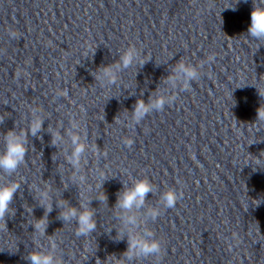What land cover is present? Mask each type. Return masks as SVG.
Wrapping results in <instances>:
<instances>
[{
	"label": "water",
	"instance_id": "1",
	"mask_svg": "<svg viewBox=\"0 0 264 264\" xmlns=\"http://www.w3.org/2000/svg\"><path fill=\"white\" fill-rule=\"evenodd\" d=\"M252 7V0H0V152L3 134L26 130L33 109L45 119L42 139L29 135L25 163L11 177L0 173V184L21 183L7 228L0 221V264H30L28 254L50 239L60 264H128L117 260L127 238L115 240L123 228L112 207L122 181L137 178L158 189L148 206L168 188L180 199L148 222L161 256L132 264H264V125H251L264 104L257 90L264 91V44L246 38ZM129 46L139 63L151 60L101 87L91 73ZM180 59L204 61L201 78L172 92L177 100L163 112L127 126L137 99L164 89L161 78ZM72 120L90 146L78 174L65 159L68 137L54 147L49 132L64 135ZM37 188H50L53 201L44 236L31 225L44 215ZM103 194L107 203L96 200ZM79 200H92L96 213L88 238L57 219L56 201Z\"/></svg>",
	"mask_w": 264,
	"mask_h": 264
},
{
	"label": "clouds",
	"instance_id": "2",
	"mask_svg": "<svg viewBox=\"0 0 264 264\" xmlns=\"http://www.w3.org/2000/svg\"><path fill=\"white\" fill-rule=\"evenodd\" d=\"M244 2L247 3L248 0H244ZM252 5L251 23L247 29L246 38L256 41L259 47L261 44H264L261 43L264 42V0H252ZM231 8L233 11L236 10L235 7ZM140 55L135 46H129L119 54V58L113 63L100 66L91 75L101 87L115 85L120 73L139 63ZM214 60L215 57L213 55H209L207 58V62L209 63ZM148 61L139 63V67H143ZM204 63L202 61L199 66H196L180 59L172 65L169 69V75L161 78L166 87L159 89L157 86L156 90L151 92L147 102L144 99H137L133 105V110L129 111L131 116L126 118L130 120L127 126L139 125L153 112H163L166 105H173L177 100V96L173 95L172 92L177 89L179 91L189 90L192 87V83L201 78V69L204 67ZM257 90L259 95L264 98V91H261L259 88ZM63 95H67V92L65 91ZM3 121L4 117H0V123H3ZM44 121L45 119L39 114L38 110L33 109L32 119L26 130L17 131L15 126L12 130L3 134L5 147L0 152V173L11 177L25 163V157L29 150V135L42 139L38 134L44 130ZM251 125H255L257 129L261 125H264V104H261L257 109L256 121ZM79 130L80 124L75 120L70 121V127L64 131V135L60 131L52 132L48 130L52 137L51 145L54 147L64 143L65 135L70 140L71 151L65 152V159L77 174L81 169L82 159L85 157L86 152L90 150V146L86 142V136L82 137L79 134ZM124 143L127 147L131 148L134 141L127 139ZM92 150L95 151L97 157L101 155L98 147ZM84 179L83 176L79 175L73 177L75 183H83ZM107 179L105 177L102 184ZM122 184L123 187L116 193V202L112 208L116 210V218L123 228V231L116 229L117 235L115 240L122 241L126 237L127 249L117 260H123L128 262V264H132L133 261L141 258L160 257L163 250L162 243L147 225L149 221H155L160 216L161 207L163 209L175 208L180 199V194L176 189L168 188L159 193L157 206H148L149 194L151 193L155 196L158 193L157 187L149 179L137 178L132 180L130 184H126L123 181ZM20 188L21 183L15 181L0 184V221H4L5 228H7L5 217L14 215L10 205ZM36 191L39 193L38 204L44 209V215L39 219L34 218L35 222L31 225L34 228L33 233L44 236L49 224L48 216L53 211V201L52 203H48L51 199L50 188H37ZM96 200L107 203L105 194ZM91 201L82 202L79 200L78 207L72 206L68 201L63 204L56 201V207L60 209L57 219L61 220L64 225L75 222V235L77 237L88 238L97 230L96 213L94 208L90 206ZM111 231L108 233H111ZM56 249L57 244L55 240L50 239L46 250H34L28 254L26 259L30 261V264H60V261L56 257Z\"/></svg>",
	"mask_w": 264,
	"mask_h": 264
}]
</instances>
